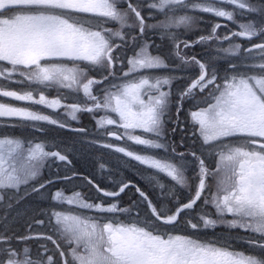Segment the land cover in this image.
<instances>
[{
  "label": "snow or ice",
  "instance_id": "6c2138e0",
  "mask_svg": "<svg viewBox=\"0 0 264 264\" xmlns=\"http://www.w3.org/2000/svg\"><path fill=\"white\" fill-rule=\"evenodd\" d=\"M0 97V118L76 138L0 133V206L47 205L23 232L0 217V264H264V0H0Z\"/></svg>",
  "mask_w": 264,
  "mask_h": 264
},
{
  "label": "rangeland",
  "instance_id": "374dc122",
  "mask_svg": "<svg viewBox=\"0 0 264 264\" xmlns=\"http://www.w3.org/2000/svg\"><path fill=\"white\" fill-rule=\"evenodd\" d=\"M254 2H255V0H254ZM197 15H199V19L201 21H203L202 23H199L196 26L199 29H207L212 23H222V24L225 23V21L218 20V19L212 17L211 15H207V14H205V15L197 14ZM238 21L239 22H243V20H241L239 17H238ZM111 26L112 25H109V27H111ZM229 27H231L234 31L238 30L237 28H235L231 24H229ZM202 34H206V33H202ZM190 35L194 37L196 35V33L193 32V33H190ZM185 38H187V37H185ZM237 42L242 43L241 40H238ZM199 50L200 49L198 48L197 51H199ZM158 74H162V73H158ZM3 83H5L7 87H10V88H13L15 90H18V86L15 85V84H7V82H3ZM53 91H55V90H53ZM46 95H49V93H46ZM0 102L16 103L14 101L6 100L5 98H1V97H0ZM66 102L70 103L72 101L68 100ZM187 107H191V105H187L186 109L184 111L185 112L184 117L187 116L188 123L184 122L186 125H182L181 124L180 126L176 127L175 133L169 137L170 139H172V140H174L176 142H179L181 140L182 136L184 137L185 141L188 142V137L191 135L190 131H188L189 126H190V118L187 115ZM34 110L43 111L45 114H49V115L53 114L50 110H47V109L36 108ZM184 112H182V113H184ZM60 117H61V119L65 118L62 115H60ZM80 120H81V123L77 124L76 122H72L71 125H73L75 127L85 126V127H88L89 129L94 130L92 128V125L94 124V121L92 120V118L90 116H88L86 114L82 115L80 117ZM84 120H86V122H83ZM6 121L9 122V123L7 124ZM17 122H19V121H16L14 119H9V118L8 119L5 118V119L2 120V118H0V133H9V134L15 135L17 126L15 128L7 127V126L8 125H13V124L16 125ZM172 126L173 125H171V124L168 125L169 128H171ZM181 128H184L185 132L182 133L181 130H180ZM17 129H18V131L20 132V134L22 136L30 138V139L35 138L36 142H40L41 139H59V140H64V141H71L73 139H76L75 137L65 135L62 131H59V129H56L54 126H48V136L46 138L42 137L40 133H33L28 126L21 127V125H19L17 127ZM13 132H15V134ZM18 136H20V135H18ZM130 149L134 150V151H142L140 146H135V145H130ZM53 150H58V149H53ZM183 150L184 149H180V151H183ZM155 154L162 156L163 152H158V153H155ZM74 163L76 164L78 169L86 168V169H88L89 172L93 171L91 162L88 161L87 159L83 158V157L80 160V162L74 161ZM50 164H51V169L54 168L55 166L59 165V164L62 165L58 161L54 162V163L50 162ZM132 164L134 165L135 162H132ZM47 170L48 169H46L45 172ZM125 174L128 175L129 173H125ZM161 179L165 183L168 182L167 178L163 177V175H161ZM84 192L87 194L86 191H84ZM21 194H23V193H21ZM35 197L37 198V196H35ZM35 197L32 194L31 196H28V197L22 199L19 203L15 202V205L10 210L5 211L2 214V217L4 215H7L9 221H11V220H13L15 218V221H16L15 224H17V223H22V224L27 223L29 221V219L31 218V216L29 214L30 211L34 209L33 208L34 205H36L38 200H39V199H34ZM36 207H37V205H36ZM70 210L75 211L74 209H70ZM85 214H88V213H85ZM22 217H25L26 220L22 221V219H21ZM220 227H222L224 229L225 234H227V236H250V235L253 236L252 233H246L243 230H239V229L228 230V229L224 228L223 226H220ZM205 234H206V236H209L210 235L209 230H205ZM234 246H238V247L235 248V249H238L236 251H244L245 249H246V252L248 251L247 245L245 243H242V242L241 243H236ZM240 246H241V248H240Z\"/></svg>",
  "mask_w": 264,
  "mask_h": 264
},
{
  "label": "trees",
  "instance_id": "16d2710c",
  "mask_svg": "<svg viewBox=\"0 0 264 264\" xmlns=\"http://www.w3.org/2000/svg\"><path fill=\"white\" fill-rule=\"evenodd\" d=\"M109 26V25H108ZM154 54H156V53H154ZM97 78H99L98 76H97ZM8 89L9 90H15V89H13V88H10V87H8ZM49 93V95L50 96H52V97H55L56 96V92L55 91H52V92H48ZM2 98V97H1ZM6 100H10V99H8V98H5ZM11 101V100H10ZM3 119H5V118H2V120ZM8 119V118H7ZM85 122H86V120H84ZM3 122V121H2ZM7 122V121H6ZM9 122H7V124H8ZM15 123V122H14ZM85 124V123H84ZM16 125H17V127L19 126V125H21V127H24L25 125H23V124H21V123H19V122H17L16 123ZM17 127H16V134H15V132H13L15 135H20L21 136V134H20V132L18 131V129H17ZM92 128L94 129V124L92 125ZM77 167V166H76ZM60 169L61 171H63V166L62 165H57V166H55L54 168H52V169H50L51 170V173L52 174H54L55 172H56V170L57 169ZM77 169H78V167H77ZM78 171H79V173L82 175V171H81V169H78ZM44 175H45V177H47L48 175H49V170H47L45 173H44ZM77 183H79V182H77ZM137 183H140V181L139 180H137ZM61 187H63V186H61ZM76 190L77 191H81V192H84V191H86V189L85 188H76ZM24 191H25V189L22 187L21 188V193H24ZM68 194H71V192L69 191L68 192ZM33 196L35 197V196H37L36 194H33ZM34 199H39V197L37 196V198L35 197ZM15 205V200H13V206ZM36 205H37V207H36ZM36 205H34V209L33 210H31L30 211V216L32 217V216H34L37 212H38V209L39 208H41V207H47V205L46 204H44V203H41L40 202V200H38V202H37V204ZM7 210H10V209H8V208H6V207H2V206H0V217H2V214L5 212V211H7ZM38 218H43V217H38ZM22 219V221H25L26 220V218L25 217H22L21 218ZM15 228H18L21 232H23L24 230H25V228L27 227V223H25V224H22V223H17V224H15V225H13ZM33 227H35V226H33ZM209 230V233H210V235L209 236H207V238H209V239H212V238H214V237H221V236H224V237H227V238H229V239H232V238H234V237H241V236H227V234H225V231H224V229L222 228V227H217L216 229H208ZM251 236V235H250ZM245 243L244 241H242V240H239V239H232V243H233V246L236 244V243ZM246 244V243H245ZM36 245H33V247H35ZM236 247H238V246H234V250H238V249H235ZM240 248H241V246H240ZM240 250V249H239ZM245 252H246V249L244 250Z\"/></svg>",
  "mask_w": 264,
  "mask_h": 264
},
{
  "label": "flooded vegetation",
  "instance_id": "af4514ba",
  "mask_svg": "<svg viewBox=\"0 0 264 264\" xmlns=\"http://www.w3.org/2000/svg\"><path fill=\"white\" fill-rule=\"evenodd\" d=\"M241 42H242V44H245V45H247V46H250V44H248L246 41H244V40H242V39H241ZM50 97H52V96H50ZM184 114H185V112H184V113H181V120L184 121L185 123H188V118H187V116L184 117ZM51 115H54V114H51ZM60 115L64 116L62 110H61V112H60L58 115H54V118L61 119ZM182 116H183V117H182ZM64 117H65V116H64ZM63 119H65V118H63ZM83 122H85V121H83ZM185 123H182V125H186ZM71 126H73V125H71ZM54 127H55V126H54ZM73 127H75V126H73ZM78 127H79V126H78ZM55 128L58 129L57 127H55ZM59 131H62L65 135L71 136V134H70L69 132H67L66 130H60V129H59ZM81 171H82V175H89V173H90V172L88 171V169H86V168H82ZM135 182H137V180H136Z\"/></svg>",
  "mask_w": 264,
  "mask_h": 264
}]
</instances>
